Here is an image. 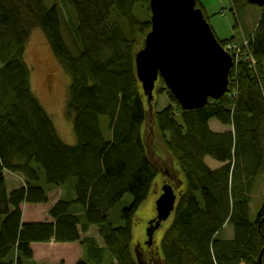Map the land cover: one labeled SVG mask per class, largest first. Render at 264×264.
I'll return each instance as SVG.
<instances>
[{"label":"trees","instance_id":"obj_1","mask_svg":"<svg viewBox=\"0 0 264 264\" xmlns=\"http://www.w3.org/2000/svg\"><path fill=\"white\" fill-rule=\"evenodd\" d=\"M148 3L53 0L46 7L43 0H0V264H35L31 244L49 241L79 242L87 259L74 264L102 262L106 250L109 264H264V203L249 220V192L264 165V6L247 44L259 70L242 60L230 72L235 96L193 110L177 106V117L169 106L151 109L136 77L134 55L150 30ZM195 6L207 20L199 0ZM34 26L69 76L66 117L74 143L59 136L32 93L24 53ZM149 119L180 165L183 187L147 261L137 253L152 247L131 243L133 217L157 175L172 181L145 143ZM210 119L232 130L214 131ZM205 157L220 165L206 167ZM7 172L21 174L23 184L9 188ZM50 188H61L62 196L47 209L49 219L22 221V204L47 203Z\"/></svg>","mask_w":264,"mask_h":264},{"label":"rangeland","instance_id":"obj_2","mask_svg":"<svg viewBox=\"0 0 264 264\" xmlns=\"http://www.w3.org/2000/svg\"><path fill=\"white\" fill-rule=\"evenodd\" d=\"M52 2L53 0H43V4L46 7L51 6ZM199 2L203 6L205 16L216 37L221 40H227L224 47H227L234 54V69L239 68V64L243 62L242 60H246L250 63L251 68L253 67L255 71L259 70V63L255 62L253 55H251V53L247 50V44L248 40L252 38V33L257 26L262 7L246 1L235 2L232 0H199ZM60 7L65 15L63 20L66 23L69 20V13L63 5ZM135 9L136 12H139L140 5H137ZM65 26L67 25L63 24L64 30ZM24 58L28 67L30 68V83L32 93L51 117L59 136H61V138L66 141H72V123L71 120L66 117V99L69 86V76L58 60L54 57L42 30L38 26H34L30 29ZM262 70L264 74V64L262 66ZM231 74H229L228 91L226 94H224L226 99L237 94L234 88V75L232 76ZM164 86L165 85L162 84L160 79L156 81L155 88L153 90V96L150 100L151 104L149 106L155 111L169 106L174 114L176 116L178 115L177 117H179V110L177 107L178 104L171 102L168 92L164 90ZM145 101L147 103L146 98ZM106 122L107 118L105 116H101V125L105 127V129ZM146 124L147 125L144 126V132L147 135L145 138V143L149 149L151 157H153L155 162H157V167H165V169L171 175L170 177H172L171 179L173 184L177 189H179V191H181L179 184L180 179H177L178 176L181 179L183 177L179 169L180 165L178 164L177 160L170 153H168L164 144V136L158 130L155 123L149 119V122H146ZM208 124L210 129L217 132H223L227 129L232 130L233 126L232 124H222L215 119H210ZM189 161L193 163L192 159ZM204 163L206 167L211 168L218 167L220 165L218 161L212 159L211 157H205ZM193 164L196 167H200L195 161ZM163 181V175H157L155 182L152 184V189L149 192L148 197L137 208L134 214L131 240V243L134 245L139 244V246H142L146 244V231L148 228V222L156 215L155 200L161 193V187L165 184ZM6 183L9 188L19 187L23 184V177L21 174L7 172ZM39 183L43 185V179L42 182L39 181ZM50 189H54V191L51 192L48 203H23L22 212L24 214V220L42 221V219H49L47 215V209L49 208L51 201H54L57 198L58 193L61 191V188ZM249 193L251 194L249 199V220L253 221L264 203V165L260 169L255 181L252 183ZM177 197H179V195ZM130 198L131 197L128 194L124 197L126 200H130ZM169 221L170 217L169 219L161 222L159 228L154 232V241L161 237L162 231H164L168 226ZM113 222L118 224V218L117 221ZM226 227L227 228H225L223 231L227 237L230 236L233 225L230 224ZM91 231L94 232L93 229ZM223 231L222 235L224 233ZM51 243L52 241L47 243L40 242L35 245V252L33 253L35 264L59 263L61 256L66 258V260H72L71 255L75 256L81 251L79 246L81 244L79 242L73 243V249H71L70 246L61 244L54 246ZM62 254L66 255L64 256ZM84 259L86 260L87 258ZM111 259L112 256L110 252L106 250L103 255L102 262L95 263L93 259L88 260L90 261L89 264H109ZM60 261L63 262V259L61 258Z\"/></svg>","mask_w":264,"mask_h":264},{"label":"water","instance_id":"obj_3","mask_svg":"<svg viewBox=\"0 0 264 264\" xmlns=\"http://www.w3.org/2000/svg\"><path fill=\"white\" fill-rule=\"evenodd\" d=\"M245 1L264 6V0ZM149 10L150 30L134 55L136 77L147 103L158 79L184 110L202 108L209 99L226 94L233 57L195 0H149ZM175 204L174 187L164 184L155 200L156 215L148 222L146 244L154 242V232L169 218Z\"/></svg>","mask_w":264,"mask_h":264},{"label":"crops","instance_id":"obj_4","mask_svg":"<svg viewBox=\"0 0 264 264\" xmlns=\"http://www.w3.org/2000/svg\"><path fill=\"white\" fill-rule=\"evenodd\" d=\"M184 158L186 159V160H191V158L188 156V155H184ZM189 162H191V161H189ZM212 168H215V167H212ZM6 175V174H5ZM178 178V177H177ZM6 180V179H5ZM172 180V179H171ZM180 184V187L182 188L183 186H182V183L180 182L179 183ZM181 190V189H180ZM54 191V189H50L49 191H48V197L50 198V196H51V192H53ZM50 192V193H49ZM60 196H62V190L60 191V193H58V196H57V198L54 200V201H51V204H53L56 200H58V198L60 197ZM48 201H49V199H48ZM48 203V202H47ZM50 203V202H49ZM25 204V203H24ZM23 205V204H22ZM22 207V206H21ZM49 209V208H48ZM22 221H32V220H24V214H23V212H22ZM169 217H171V216H169ZM169 219V218H168ZM37 221H40V220H37ZM42 221H44V219H42ZM169 224V223H168ZM94 230V232L93 231H91V230ZM163 232L164 231H162V234H163ZM91 233V234H90ZM89 234L90 235H93L94 234V236H95V238L97 239V241H98V243H99V245L101 246L102 245V240L101 239H99V237L98 236H96V231H95V228L94 227H91L90 229H89ZM155 234V233H154ZM162 236V235H161ZM131 239H132V235H131ZM157 241V243H156V245L158 246V244H159V241L158 240H156ZM47 243V242H46ZM73 243H76V242H62V243H57V242H53L52 241V245H59V244H61V245H65V246H70V248L71 249H73L74 247H73ZM36 244H38V243H34V244H31V248H32V250H33V253L35 252V245ZM43 244V243H42ZM80 246V249H81V251H80V253L79 254H76L75 256H72L71 255V258H72V260H66V258H64V257H60V259L62 258L63 259V262L65 263V264H74L75 262H77L78 260H80V259H84V258H86L87 256H86V250H85V248H83V246H81V245H79ZM159 250V249H158ZM103 252V251H102ZM106 251H104V253H105ZM136 254V253H135ZM62 255H66V254H62ZM103 257V256H102ZM60 259H59V263H52V264H60L61 263V261H60ZM103 261V260H102Z\"/></svg>","mask_w":264,"mask_h":264},{"label":"flooded vegetation","instance_id":"obj_5","mask_svg":"<svg viewBox=\"0 0 264 264\" xmlns=\"http://www.w3.org/2000/svg\"><path fill=\"white\" fill-rule=\"evenodd\" d=\"M170 184H172V186L174 187V191H175V194H176V200H177V196L179 195V189L176 188V186L173 184L172 181L170 182ZM152 244H150V245L144 244L143 245L144 247H146L147 249H149V248L151 249V247H152V250H149L148 251V250H144L143 249V251H141V249H140L139 253H137V256L138 257H142L143 259L147 258V261L151 260V256H152L151 253H153V252H156L157 253L156 246H153Z\"/></svg>","mask_w":264,"mask_h":264},{"label":"built area","instance_id":"obj_6","mask_svg":"<svg viewBox=\"0 0 264 264\" xmlns=\"http://www.w3.org/2000/svg\"><path fill=\"white\" fill-rule=\"evenodd\" d=\"M224 46H225V45H224ZM224 49L227 50V51L232 55V57H233V61L235 62V57H234L233 52H231V50H229L227 47H226V48L224 47Z\"/></svg>","mask_w":264,"mask_h":264},{"label":"clouds","instance_id":"obj_7","mask_svg":"<svg viewBox=\"0 0 264 264\" xmlns=\"http://www.w3.org/2000/svg\"><path fill=\"white\" fill-rule=\"evenodd\" d=\"M224 47V46H223ZM232 56V55H231ZM233 67H234V65H233ZM233 69V68H232ZM178 104V103H177ZM178 106L180 107V105L178 104ZM181 108V107H180ZM160 195V194H159Z\"/></svg>","mask_w":264,"mask_h":264},{"label":"bare ground","instance_id":"obj_8","mask_svg":"<svg viewBox=\"0 0 264 264\" xmlns=\"http://www.w3.org/2000/svg\"><path fill=\"white\" fill-rule=\"evenodd\" d=\"M35 48V47H34ZM34 48H33V50H34ZM57 110H58V108H57Z\"/></svg>","mask_w":264,"mask_h":264}]
</instances>
